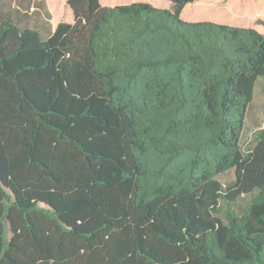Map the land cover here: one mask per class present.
I'll list each match as a JSON object with an SVG mask.
<instances>
[{"label": "trees", "instance_id": "trees-1", "mask_svg": "<svg viewBox=\"0 0 264 264\" xmlns=\"http://www.w3.org/2000/svg\"><path fill=\"white\" fill-rule=\"evenodd\" d=\"M169 1L1 13L0 264H264V32Z\"/></svg>", "mask_w": 264, "mask_h": 264}, {"label": "crops", "instance_id": "crops-1", "mask_svg": "<svg viewBox=\"0 0 264 264\" xmlns=\"http://www.w3.org/2000/svg\"><path fill=\"white\" fill-rule=\"evenodd\" d=\"M57 1L61 0H18L17 5H5L4 3V11H10L11 18L15 22H20L31 19L35 20V25L29 26L30 28L37 29L40 33L53 32L59 22V14H56L55 4ZM144 2L149 3L155 8L159 9H170L172 7V3L169 0H128L130 3L136 2ZM251 0H226L222 2V0H197L191 4L186 5L181 13L180 18L185 22H211L220 25H227L231 27H248L241 26L239 24L240 19L248 22L249 20H253L254 22L259 20V0L251 1L253 6L251 9L245 8L243 4H248ZM67 2V0H66ZM99 3L102 6L113 7L116 5L130 4L123 2V0H99ZM67 6V5H66ZM68 7V6H67ZM69 8V7H68ZM71 11V10H70ZM70 13V12H69ZM72 13V12H71ZM71 15V22H73V15ZM54 24V27H53ZM259 32V28H252ZM49 31V32H48ZM261 33V32H259ZM264 78V77H263ZM259 83V79L257 80L254 92ZM253 92V96H254ZM253 101V99H252ZM249 105L246 117H245V125L243 128V133L245 132V127L247 126V134L250 137L253 132L258 129H261L264 126V121L259 123V112L253 111V115L247 125L248 120V110L251 107ZM256 107L259 108V103H257ZM250 118V116H249ZM242 133V135H243Z\"/></svg>", "mask_w": 264, "mask_h": 264}, {"label": "rangeland", "instance_id": "rangeland-1", "mask_svg": "<svg viewBox=\"0 0 264 264\" xmlns=\"http://www.w3.org/2000/svg\"><path fill=\"white\" fill-rule=\"evenodd\" d=\"M226 0H222V2H225ZM252 1V0H251ZM248 2V4H243L245 8H252L253 3L252 2ZM255 1V0H253ZM123 2L126 3H130L128 2V0H123ZM136 2V1H135ZM4 3L5 5L9 4L12 5L14 4L15 6L18 3V0H0V15L1 13H3L4 10ZM55 9H56V14H59V22H71L72 18H71V11L70 9L66 6V0H61V1H57V4H55ZM70 12V13H69ZM247 19L241 20L239 21V24L241 26H248V23L250 28H259V32L263 33L264 32V28L261 25V22L264 23V0H259V23L258 20L257 21H253V20H249L248 22L246 21ZM24 23H26V25L28 26H36L35 25V20H25ZM38 28V26H36ZM54 27V24H53ZM43 35H46V32H42ZM257 103H259V108L256 107ZM259 112V123L264 121V78H260L259 79V83L255 89L254 92V96H253V101H252V105L248 110V120H247V125H249V122L251 120V117L253 115L252 112ZM250 116V118H249ZM245 132L242 135V139H241V145L242 147H245V145L247 144V142L249 141L250 137L248 136V134L246 133L247 130V126L245 127ZM234 179V175L232 171L227 172L224 175H221L218 177V180L223 184V185H227L228 183L232 182ZM249 201V196H245L242 197L240 199H238V201L232 206L233 210L236 211L237 213H240V211L246 206L247 202Z\"/></svg>", "mask_w": 264, "mask_h": 264}]
</instances>
